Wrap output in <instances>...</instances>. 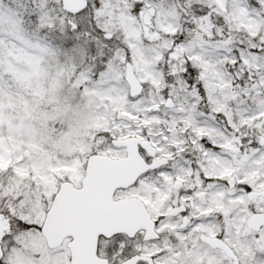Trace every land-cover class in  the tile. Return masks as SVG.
I'll list each match as a JSON object with an SVG mask.
<instances>
[{"label": "snow or ice", "instance_id": "obj_1", "mask_svg": "<svg viewBox=\"0 0 264 264\" xmlns=\"http://www.w3.org/2000/svg\"><path fill=\"white\" fill-rule=\"evenodd\" d=\"M0 264H264V0H0Z\"/></svg>", "mask_w": 264, "mask_h": 264}]
</instances>
